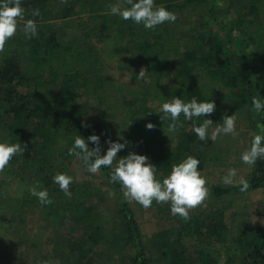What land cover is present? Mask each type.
<instances>
[{
	"label": "trees",
	"instance_id": "trees-1",
	"mask_svg": "<svg viewBox=\"0 0 264 264\" xmlns=\"http://www.w3.org/2000/svg\"><path fill=\"white\" fill-rule=\"evenodd\" d=\"M50 1L22 0L25 21L35 19L37 22V36L29 39L18 30L0 53V142L27 145L23 155L14 157L0 173V213L17 215L27 207L39 206L45 218L53 222L67 220L80 227L77 242L80 251L93 253L98 247L107 246L122 253L128 250L133 233L124 222H115L111 213L88 208L94 196L89 183L71 184L69 198L60 189H53L49 182L56 173L62 172L60 161L68 154L75 137L80 135L86 139L81 129V113L77 109L79 100L93 97L110 121L115 141L126 145L120 155L126 157L132 152L147 156L157 167L156 175L161 181L170 174L172 165L188 155L196 157L200 161L199 170H203L212 159L211 152L202 149L201 141L193 131L203 119L218 124L222 123L223 116L236 113V125L245 130L257 127L248 64H258L264 71V0L227 2L230 17L245 25L243 33L247 37L242 43L249 52L245 49L244 57L216 36L199 38L180 32L179 18L190 15L198 0H154L156 5H164L177 15L175 23L166 22L155 30H146L142 24L109 13V4L119 3L124 7V0H72L67 16L70 18L61 23L50 21L54 16L48 7ZM35 9L40 10V17H32ZM94 20L96 23L92 24ZM23 24L21 21V28ZM38 37L44 38L36 41ZM34 44L37 47L33 48ZM134 60L152 65L147 71L148 79L136 109V113L143 114L140 118L123 104L117 82L121 64ZM176 65L179 67L173 74L172 67ZM170 77L175 85L170 98H182L186 102L193 97L198 102L214 100V114L192 120H185L181 114L183 127L168 133L170 121L160 119L162 111L147 112V102L155 97L162 81ZM61 78L78 81L80 89L70 85L61 88ZM261 95L264 99V81ZM229 99L234 100L231 106L227 103ZM52 108L55 119L51 121L47 113ZM262 114L264 124V112ZM30 117L37 119L31 130L40 134V141L18 136L21 130L28 128V123L23 122ZM47 122L50 125L45 128L43 125ZM149 123L155 128L147 129ZM189 125L192 130L187 133ZM165 140L173 143L168 144ZM252 170L251 186L263 187L264 159L257 160ZM17 173L38 178L43 185L37 190L47 189L54 203L41 205L30 194L29 189L34 186L16 181ZM225 193L228 190L212 189L215 198ZM228 207L229 202L221 205L206 200L204 205L190 210L189 219L197 225L193 230L197 232L198 243L215 241L222 236L227 238L223 211ZM157 208L160 216L167 215L166 204H157ZM122 216L129 217V226L135 225L133 216ZM174 217L173 228L155 234L151 240L153 244L143 247L142 259L133 258L129 264H147L158 259H168L172 264L185 261L182 256L188 244L184 240L189 225L186 226L185 220L182 226L181 217ZM238 240L246 253L230 254L223 264H264L263 226L244 223ZM197 264L217 263L201 254Z\"/></svg>",
	"mask_w": 264,
	"mask_h": 264
},
{
	"label": "rangeland",
	"instance_id": "rangeland-1",
	"mask_svg": "<svg viewBox=\"0 0 264 264\" xmlns=\"http://www.w3.org/2000/svg\"><path fill=\"white\" fill-rule=\"evenodd\" d=\"M71 2L72 0H67L66 3L63 0H51L48 3V7L52 10L54 16H52L50 21L57 23L67 21L70 18L67 16L70 13L69 7ZM196 2L198 3L192 9V13L179 19L178 26L180 32L184 35H196L199 38L216 36L221 38L224 43H227L229 48H234L244 57V50L246 49L247 53L249 52L245 48V44L242 43L245 37H247L243 33L245 25L236 23L230 17L226 10L228 0H198ZM221 3L223 7L218 6ZM94 23H96L95 20L92 24ZM43 38L38 37L36 41H40ZM32 47L35 48L37 46L34 44ZM126 64H121L118 71L119 95L125 107L130 109L136 118H140L143 117V114L136 113V109L148 79L147 71L152 65L143 64L137 60ZM178 67V65L172 67L173 74ZM141 69H144L146 74L143 79H138L137 76ZM248 71L252 80L253 97L258 93L262 98L261 83L264 81V71L260 70L258 64L255 65V63L248 64ZM173 84V77L162 81L160 90H156L155 99L151 98L147 102V112L161 110L162 104L167 99H171L170 94L173 91ZM67 85L80 89L78 81L61 78V88ZM228 105L231 106L230 103ZM53 109L47 113L48 119L51 121L55 119V109ZM77 109L81 113V129L84 132L86 140L93 134L99 136L101 155H104L108 148L106 141L111 140L112 142H116L110 121L104 117L93 97H82L79 100ZM254 115L258 124H262V112L257 114L254 111ZM34 120L37 119L30 117L23 122L28 123V128L25 127L24 131H20L18 135L20 138L29 141L41 140L40 134H36L31 130L36 123ZM48 125H50V122H47L43 126L47 128ZM215 127L216 124L210 127L209 135H211ZM238 128L240 129V126L236 125L237 130ZM165 141L168 144L173 143L171 140ZM214 142L219 143L225 152H229L231 149L232 141L229 135L221 134ZM212 143V140L206 139L203 141L201 147L212 149L214 148ZM88 146L89 148L95 147L90 142ZM117 158L123 157L118 153ZM60 163L62 168L61 173H67L73 177L72 184L89 183L94 195L88 207L89 209L104 211L108 214L111 213L115 222L118 220L117 222H124L123 224L128 225L133 233L128 250L117 253L106 246L98 247L93 253L80 251L77 246L78 238L81 234L79 226L67 220L53 222L45 218L41 207L30 206L17 215L0 213V264H42L43 261H48L49 264H129L133 258H137L138 261L142 259L144 255L143 247L153 244L151 240L154 235H150L155 231L156 227L161 226L159 223L163 221H160L155 216L157 205L153 203L150 208L145 209L138 203L125 199L121 185L110 182V173L112 171L110 168L102 167L96 174L89 173L86 171L82 160L69 154L62 158ZM262 179L264 180V177ZM15 180L21 184H32L34 187L43 185L33 175L17 173ZM49 182L53 189H60L54 183L53 177ZM165 210L167 213L170 212V208H167V205ZM123 214L133 216L135 225L129 226V217H123ZM175 219L174 217L173 225L176 223ZM180 223L184 226L185 220L181 218ZM186 226H188L185 232L187 239L184 240V243L188 244L182 256L185 261L178 260L175 264H197V260H199L201 254L210 257L217 264H223L225 258L230 254L240 256L246 253L244 248L241 247V243H238L240 239H233V237L237 236L235 232L237 225L234 220H231L229 225L230 229L233 230L231 234L233 237H228V240L222 236L217 240L214 239L215 241L198 243L196 240L198 238L197 232L193 230L197 228L196 223L188 219L186 220ZM247 237L250 238L249 235ZM181 259L183 260V258ZM147 264L172 263L168 259H158L156 261H148Z\"/></svg>",
	"mask_w": 264,
	"mask_h": 264
},
{
	"label": "clouds",
	"instance_id": "clouds-1",
	"mask_svg": "<svg viewBox=\"0 0 264 264\" xmlns=\"http://www.w3.org/2000/svg\"><path fill=\"white\" fill-rule=\"evenodd\" d=\"M63 2L66 3L67 0ZM124 3L126 5L124 7L119 3L109 4V13L125 21L131 20L137 25L142 24L146 30H155L166 22L175 23L177 20L174 12L167 10L164 5H156L154 0H124ZM218 6L223 7V4ZM25 11L22 0H2L0 2V53L4 52L7 42L17 34L18 30L23 31L29 39L37 36V22L35 19L25 21ZM31 15L40 17L41 12L35 9ZM21 21H24L23 28L20 25ZM145 74L146 71L141 69L137 78L143 79ZM252 106L257 114L264 112V99L258 93L252 97ZM215 110L214 100L198 102L193 97L186 102L182 98L172 97L162 104L163 115L160 119L163 122L170 121L167 132L175 133L183 127L180 121L181 114L185 120H192L194 117L210 116ZM237 119L236 113L223 116L222 123L216 124L211 135H209V129L213 121L203 119L199 126L193 128V131L200 141L211 139L214 142L221 134H235ZM146 127L152 130L155 125L149 123ZM257 127L260 134L254 135L250 147L241 155L242 162L249 166L255 165L259 159H264V124H257ZM89 142L95 147L89 148ZM106 143L108 144L107 151L101 155L99 136L93 134L86 140L77 135L68 154L82 160L89 173L96 174L102 167L112 169L110 182L121 185L125 199L134 201L145 209L150 208L154 201L157 204H170L171 214L178 215L184 220L190 218V210L204 205L208 199L210 189L207 187L206 177L199 171L200 161L196 157L188 155L180 163L172 165L170 174L161 181L156 175L157 167L149 161L147 156L129 152L126 157L118 159L117 154L125 148V143L111 140ZM26 147L27 145L22 147L19 142H0V173L5 171L14 157L23 155ZM237 172V169H228L226 175L222 177V182L228 185L236 184L241 192L248 191L249 182L243 177L237 180ZM53 181L67 197L71 198L72 176L58 172L53 177ZM38 188L42 186L30 188V194L36 197L43 206L53 204L54 201L49 197L48 190H37ZM42 264H49V262L43 261Z\"/></svg>",
	"mask_w": 264,
	"mask_h": 264
},
{
	"label": "crops",
	"instance_id": "crops-1",
	"mask_svg": "<svg viewBox=\"0 0 264 264\" xmlns=\"http://www.w3.org/2000/svg\"><path fill=\"white\" fill-rule=\"evenodd\" d=\"M173 88H175L174 84ZM152 99L155 98L153 97ZM233 101L234 100L231 99L228 100L227 103H231ZM160 111L161 110H155L154 113H158ZM191 130V125H189L187 133ZM258 130V127H254L251 130H245L241 127L240 129L238 128V130L236 129L235 134L229 135L232 141L229 152L223 151L221 145L215 142L212 143V146L214 147L212 149H206L205 147L202 148L210 151L212 156L211 161L206 164L203 170H199L202 175L206 177L207 187L210 189L207 200L210 202H217L221 205H226L228 202L230 203V207L223 211V220L227 229V239H229L228 237H233L231 236L233 230H231V227L229 226L231 220H234L237 225L235 230L237 236L233 237V239H237L239 237L244 223H249L254 227H264V186L257 188H253L251 186L253 173L252 166H246L241 160L242 153L250 147L254 135L258 134V132L260 134V131ZM202 144L203 141H201V146ZM230 168L238 170L236 177L237 180L243 177L249 182L250 187L248 191L241 192L236 184L228 185L222 182V177L226 175L227 170ZM262 183L264 185V180H262ZM213 188L228 190V193L215 198L212 196ZM153 203L157 205L155 201ZM166 205L168 206L170 204ZM155 210V216L159 218L160 221L163 220L165 222L161 221L159 223L161 226L156 227L155 231H153L150 236L171 230L174 223L173 218L175 215L171 214V212L168 211L170 214L167 213L168 215L160 216L157 206Z\"/></svg>",
	"mask_w": 264,
	"mask_h": 264
}]
</instances>
